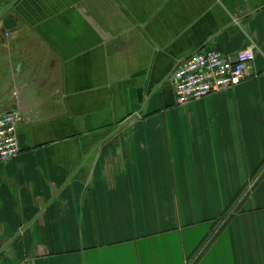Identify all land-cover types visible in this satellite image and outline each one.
Masks as SVG:
<instances>
[{
	"label": "crops",
	"instance_id": "1",
	"mask_svg": "<svg viewBox=\"0 0 264 264\" xmlns=\"http://www.w3.org/2000/svg\"><path fill=\"white\" fill-rule=\"evenodd\" d=\"M0 6V264H264V0ZM208 49L250 75L177 106Z\"/></svg>",
	"mask_w": 264,
	"mask_h": 264
},
{
	"label": "built area",
	"instance_id": "2",
	"mask_svg": "<svg viewBox=\"0 0 264 264\" xmlns=\"http://www.w3.org/2000/svg\"><path fill=\"white\" fill-rule=\"evenodd\" d=\"M256 54L240 52L229 59L212 49L202 50L180 63L173 75L175 103H189L238 87L250 75ZM19 114L0 117V163L15 159L20 151Z\"/></svg>",
	"mask_w": 264,
	"mask_h": 264
},
{
	"label": "water",
	"instance_id": "3",
	"mask_svg": "<svg viewBox=\"0 0 264 264\" xmlns=\"http://www.w3.org/2000/svg\"><path fill=\"white\" fill-rule=\"evenodd\" d=\"M3 25L6 30H11L16 25V23L14 19H8L4 21Z\"/></svg>",
	"mask_w": 264,
	"mask_h": 264
},
{
	"label": "rangeland",
	"instance_id": "4",
	"mask_svg": "<svg viewBox=\"0 0 264 264\" xmlns=\"http://www.w3.org/2000/svg\"><path fill=\"white\" fill-rule=\"evenodd\" d=\"M1 8L3 7V6H0ZM11 8V7H10ZM13 14H12V11H10L9 13H8V17H11ZM8 20V19H7Z\"/></svg>",
	"mask_w": 264,
	"mask_h": 264
}]
</instances>
